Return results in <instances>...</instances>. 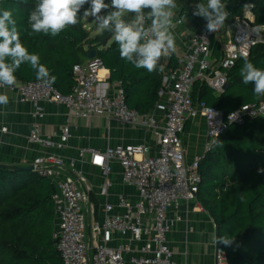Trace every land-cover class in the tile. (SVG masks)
Segmentation results:
<instances>
[{
    "label": "built area",
    "instance_id": "2783aa9c",
    "mask_svg": "<svg viewBox=\"0 0 264 264\" xmlns=\"http://www.w3.org/2000/svg\"><path fill=\"white\" fill-rule=\"evenodd\" d=\"M228 13L224 25L232 19L231 12ZM184 19L180 13L174 15V34L178 27L183 26ZM202 21L191 33L188 49L177 56L178 69L168 68L167 58L172 53L161 57L159 66H163V85L159 90L160 99L153 111L146 114L127 105L120 83H116L113 96L99 90V72L104 69V64L97 56L74 66L76 86L69 95L62 94L41 79L27 83L16 80L14 86L0 88L16 93L23 103L33 104L38 121L43 116L42 105L50 103L67 109V121L72 117H104L123 125L144 127L157 137L154 149L147 144H117L104 150L86 148L80 151V157L89 154L92 166L101 169V196L109 197L113 186L111 162L120 165L122 182L134 187L137 193L136 198L121 195L116 204L108 202L105 205L104 219L95 220L92 225L94 245L87 243V204L91 187L83 171L77 168L75 161L68 165L56 154H43L34 159L31 163L34 171L53 182L62 177L66 167L71 171L57 182L58 189L52 197L56 214L53 239L61 264H177L168 236L184 217L172 219L170 213L179 211L184 204L187 209L196 204L193 211L205 210L198 201L200 162L229 125H241L247 120L264 117V103L246 104L226 115L205 102L193 101V87L198 81L206 83L216 94H223L229 71L245 55L250 57L254 46L264 44V26L255 25V20L246 15L235 17L234 29L222 45V57L216 60L211 38H220L224 25L216 32H208L205 19ZM101 85L108 87L106 83ZM156 112L163 114L162 125L158 123ZM197 117H202L206 123L205 151L188 162L182 136L187 122ZM38 121L32 125L29 142L54 147L56 144L50 137L42 136ZM2 131L6 132L7 128L3 127ZM71 134V126L67 122L60 136L59 148L68 143ZM115 234L126 237V242L115 247L112 244ZM215 260L216 264H228L221 249L217 250Z\"/></svg>",
    "mask_w": 264,
    "mask_h": 264
},
{
    "label": "trees",
    "instance_id": "16d2710c",
    "mask_svg": "<svg viewBox=\"0 0 264 264\" xmlns=\"http://www.w3.org/2000/svg\"><path fill=\"white\" fill-rule=\"evenodd\" d=\"M176 1L181 7L180 16H186L197 29L203 18L193 15V7L204 0ZM35 2L0 0V9L13 12L22 43L30 53L39 56L49 75L55 77L50 85L64 95L71 94L76 86L73 68L88 57L90 47L97 49V57L110 70L109 82L122 85L131 109L141 114L154 109L163 85L159 65L156 71L148 72L121 59L110 33L92 36L86 26L91 17L82 18L56 37L30 34L28 16ZM223 2L232 15L228 23L233 24L235 17H243L244 8L250 4L254 24L264 26V0ZM225 42L226 38H211L214 59H221ZM247 59L264 69V44L254 46ZM243 63L244 58L229 71V87L223 94H216L206 83L196 82L193 101L205 102L226 115L246 104L264 103V97L254 95L252 84L243 83L240 75ZM178 67V58L171 55L168 68ZM15 75L16 80L24 83L38 80L28 64H22ZM188 125L187 122L186 128ZM198 170L201 175L198 201L214 220L217 238H233L230 246L217 243L228 264H264V117L229 125L206 152ZM54 193V185L35 171H15L0 165V264H61L53 239Z\"/></svg>",
    "mask_w": 264,
    "mask_h": 264
},
{
    "label": "crops",
    "instance_id": "0c3cea01",
    "mask_svg": "<svg viewBox=\"0 0 264 264\" xmlns=\"http://www.w3.org/2000/svg\"><path fill=\"white\" fill-rule=\"evenodd\" d=\"M180 9L181 7L176 1V8L173 10L174 15L178 14ZM245 9L243 16L246 15L255 20L251 5H247ZM184 17L183 26L178 27L174 34L176 37V49L171 55L176 57L182 55L188 49V39L191 33L196 30L186 16ZM233 29L234 24L227 22L223 27L224 31L220 38H228ZM88 48L90 50V47ZM170 57L167 58L168 66ZM88 60V57L82 58L81 64L88 62ZM110 75V70L106 68L100 70L101 83L99 84V90L107 93L108 96H113L116 84L109 82ZM102 82L108 84V87L105 85L103 88ZM0 94L8 97L7 105H0V165L28 167L35 158L43 154L59 155L68 165L71 161H75L77 168L83 171L87 184L91 187L89 192L90 200L87 204L86 233L87 243L94 245L95 237H93L92 225L95 220L101 221L104 219L105 205L108 202L116 204L121 195H126L128 198H136L137 193L134 187L122 182L120 165L117 162H111L110 179L113 186L109 197L101 196L99 194L103 183L101 169L92 166L89 154L86 153L83 157H80V151L86 148L104 150L108 146L117 144H147L154 149L156 147V135L144 127L127 126L116 120L109 121L104 117H91L88 119L72 117L67 121V109L62 105L50 103L42 105L43 116L38 121L34 116L36 108L33 104L21 102L18 95L10 91L0 89ZM156 113L158 123L162 125L163 114L160 112ZM36 121L40 123L42 136L45 138L50 137L56 144L54 147H46L29 142L30 130ZM67 122L72 130L71 138L64 147L59 148L60 136ZM188 124L187 128L185 127L182 140L186 159L188 162H192L196 156L204 154L207 129L205 120L202 117L189 120ZM3 127L7 128L6 132L2 131ZM69 174H71V171L66 167L62 172V177L56 179V181L63 180ZM48 180L54 185L57 192V182ZM195 206L196 204L190 205L191 209H187L186 204H184L179 211L170 213V218L172 219L176 216L184 217V220L177 223L168 236L175 261L177 264H216L215 255L219 249L218 244L215 243L217 239L216 225L206 210L193 211L192 208ZM114 237L112 244L115 247L120 243L124 244L126 242V237L117 234Z\"/></svg>",
    "mask_w": 264,
    "mask_h": 264
},
{
    "label": "clouds",
    "instance_id": "9594fccd",
    "mask_svg": "<svg viewBox=\"0 0 264 264\" xmlns=\"http://www.w3.org/2000/svg\"><path fill=\"white\" fill-rule=\"evenodd\" d=\"M175 8L176 0H36L28 25L30 34L56 37L82 18L91 17L98 31L111 34L121 59L153 72L161 57L176 49ZM193 9L194 16L205 19L208 32L218 31L229 15L223 0H204ZM22 64H28L38 79L54 82L39 56L22 43L13 12L0 9V88L15 85V73ZM159 70L163 71L162 65ZM240 75L244 84L254 86L256 97H264V69L257 68L246 55ZM7 103L8 97L0 94V105ZM218 242L230 246L233 238L218 237Z\"/></svg>",
    "mask_w": 264,
    "mask_h": 264
},
{
    "label": "water",
    "instance_id": "95a60500",
    "mask_svg": "<svg viewBox=\"0 0 264 264\" xmlns=\"http://www.w3.org/2000/svg\"><path fill=\"white\" fill-rule=\"evenodd\" d=\"M105 43H107V41H105ZM96 56H97V49H90L88 58L93 59ZM228 87L229 85L227 84L225 89H227ZM1 166L6 167L11 170H15V171H34L35 170L33 165H30L28 167H19V166H14V165H1Z\"/></svg>",
    "mask_w": 264,
    "mask_h": 264
},
{
    "label": "rangeland",
    "instance_id": "374dc122",
    "mask_svg": "<svg viewBox=\"0 0 264 264\" xmlns=\"http://www.w3.org/2000/svg\"><path fill=\"white\" fill-rule=\"evenodd\" d=\"M86 24H87L86 26H87L88 30L91 31L92 36H95L96 34L101 33L96 28H94L95 24H94L93 20L87 21Z\"/></svg>",
    "mask_w": 264,
    "mask_h": 264
}]
</instances>
